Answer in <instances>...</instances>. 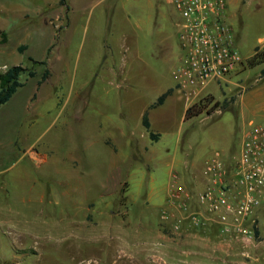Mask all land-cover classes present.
I'll use <instances>...</instances> for the list:
<instances>
[{"label":"rangeland","instance_id":"1","mask_svg":"<svg viewBox=\"0 0 264 264\" xmlns=\"http://www.w3.org/2000/svg\"><path fill=\"white\" fill-rule=\"evenodd\" d=\"M226 1L242 58L229 75L248 85L238 98L223 80L197 94L176 86L172 71L182 48L172 0H74L62 7L57 0H0V72L13 64L37 71H22V84L0 105V185L9 189L0 190V216L24 229L15 239L28 248L12 259L11 250H0L7 259L264 264V202L254 208L246 238L225 232L199 201L206 162H233L244 134L264 122V61H247L264 48V0ZM44 2L51 6L40 11ZM29 57L47 61L50 74L39 84L44 65ZM193 104L194 116L184 119ZM42 154L55 156L59 170ZM71 166L81 184L68 181Z\"/></svg>","mask_w":264,"mask_h":264},{"label":"built area","instance_id":"2","mask_svg":"<svg viewBox=\"0 0 264 264\" xmlns=\"http://www.w3.org/2000/svg\"><path fill=\"white\" fill-rule=\"evenodd\" d=\"M178 11V37L182 48L172 74L186 94H197L210 81L231 73L242 58L226 22L225 0H172ZM206 184L200 203L225 232L253 235L248 225L254 208L264 202V125L255 124L246 134L239 156L230 164L220 158L206 162ZM181 191L182 186H176ZM197 221V214H190ZM253 223V224H252Z\"/></svg>","mask_w":264,"mask_h":264},{"label":"crops","instance_id":"3","mask_svg":"<svg viewBox=\"0 0 264 264\" xmlns=\"http://www.w3.org/2000/svg\"><path fill=\"white\" fill-rule=\"evenodd\" d=\"M226 1V0H225ZM57 2H58V4H59V6L60 7H62V6H64V5H61L60 3H59V0H57ZM71 2L72 3H74V0H67V3H66V6H68L67 4H71ZM47 6H51V4L50 3H45L44 2V4L40 7V11H42V10H44V9H46V7ZM21 7H22V10L24 11V12H26V11H28L29 10V8H30V5H21ZM226 9H227V1H226ZM59 17L60 16H55V18L54 19H56V18H58L59 19ZM228 17V14H227V12L225 11V18H227ZM66 18H67V15H66ZM68 19V18H67ZM227 20V19H226ZM227 22V21H226ZM230 26V25H229ZM231 28V27H230ZM232 30V29H231ZM233 36H234V34H233ZM242 64V62L239 64V65H241ZM238 67V66H237ZM241 66H239L237 69H239ZM235 70V69H234ZM230 74V73H229ZM226 75V77H224V78H222L221 80H223V81H225L226 83H231V84H233L235 87H233V88H237L238 89V92L236 93L237 95H236V98H238V95L239 94H241L242 93V89H246L247 87H248V85L247 86H244V87H242V86H239L240 84L239 83H241V79H238L236 82L234 81V80H232L231 78H230V75ZM48 78V77H47ZM46 78V79H47ZM232 88V89H233ZM231 89V90H232ZM223 92V91H222ZM263 94H264V92H263ZM234 102V101H233ZM260 111H263L264 112V105L262 106V108L260 109ZM260 124H262V125H264V122H262V123H260ZM249 132V130L244 134V136H243V139H242V141H241V144H240V148H239V153H240V150H241V147H242V144H243V140H244V138H245V136H246V134ZM34 152V155H33V157H35V153H36V155L38 154V152H35V151H33ZM238 153V154H239ZM30 155H32L31 153H30ZM30 155H29V158H30ZM40 156V155H39ZM233 156H235V155H233ZM232 156V157H233ZM32 157V156H31ZM41 157H42V160H44V162L43 163H50V165L53 167V169L56 171V170H59L58 169V163H59V161L55 158V156L54 157H52V159H50V158H48L47 156H43V154L40 156V159H41ZM44 158V159H43ZM50 160V161H49ZM79 160V158H77V156H76V154L75 155H72V154H70V161H78ZM67 178H68V181L70 182V183H73L74 185L75 184H77V183H79V184H81V182L83 181V179L81 178V175L78 173V170L76 169V166L74 167V166H71V171L67 174ZM39 186V185H38ZM0 190L2 191V192H4V193H6V194H8L9 195V189L6 187V185H0ZM0 194H1V192H0ZM37 197H38V199H43L45 196H46V191L45 190H41V188H40V190L38 189L37 190ZM23 197V196H22ZM89 202V201H88ZM88 202H87V204H88ZM87 210H88V208H87ZM89 211V210H88ZM87 216H88V214L85 216V221H86V223H87V220H86V218H87ZM6 224V225H5ZM17 226H18V224H15L14 225V223L12 222V220L10 219V217H4V216H0V250H2V249H4V248H6L7 250H9V252H10V250H11V253H10V256H12V257H10L11 259L14 257L13 256V254L14 255H18L19 254V252H18V250H26V249H28V248H26V247H24V244L23 243H21V241L19 240L18 241V239L20 238H23V230L24 229H22V230H18L17 229ZM25 233V232H24ZM15 236H17L18 237V239H17V237H16V239H15ZM22 254H26V252H21ZM5 255L3 254V252H1L0 251V262H3L4 264H9V263H11V264H14V262L12 263L11 262V259H7V256H5V258H3ZM9 256V255H8ZM1 257H2V259H1ZM18 259V258H17ZM2 260V261H1Z\"/></svg>","mask_w":264,"mask_h":264},{"label":"trees","instance_id":"4","mask_svg":"<svg viewBox=\"0 0 264 264\" xmlns=\"http://www.w3.org/2000/svg\"><path fill=\"white\" fill-rule=\"evenodd\" d=\"M66 2L67 0H59V3L61 5L66 6ZM23 48H21L22 50ZM30 61H33L34 63H39V64H43L44 67L39 75V78L37 80L38 84L41 83L43 80H45L49 74H50V70L48 68V66L46 65V59H42V60H37L34 59L33 57H29ZM249 62V64L251 66L256 65L262 61H264V48L263 49H255L254 54L247 60ZM27 71L29 73V75L34 76L37 74V71L35 69L32 68H27L24 67L20 64H13L8 66L4 71L0 72V105L6 103L12 96V94L15 92V90L17 89L18 86H20L22 84V81L20 80L19 76L20 73L22 71ZM172 91V88H168L167 90H165L162 94L159 95L158 101L154 104H152L150 107H155L158 104H161L164 99L166 98V95L169 94ZM200 102L197 103V105H199ZM195 104L189 106L186 109L185 112V116L184 119L186 118H190V116H194V115H189L190 110L193 108ZM202 110H200L198 113H200ZM143 124L144 126L147 128V130L149 129V122H148V118H147V112H145L143 114ZM149 136L151 138H155V134L152 131H149Z\"/></svg>","mask_w":264,"mask_h":264}]
</instances>
